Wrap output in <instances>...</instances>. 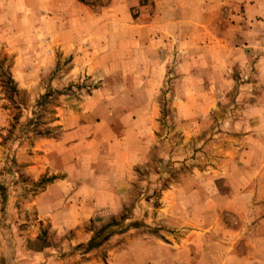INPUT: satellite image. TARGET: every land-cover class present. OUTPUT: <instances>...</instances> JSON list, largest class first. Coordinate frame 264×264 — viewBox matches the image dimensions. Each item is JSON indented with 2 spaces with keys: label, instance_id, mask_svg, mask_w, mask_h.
Wrapping results in <instances>:
<instances>
[{
  "label": "rangeland",
  "instance_id": "obj_1",
  "mask_svg": "<svg viewBox=\"0 0 264 264\" xmlns=\"http://www.w3.org/2000/svg\"><path fill=\"white\" fill-rule=\"evenodd\" d=\"M206 4L0 0V57L20 92L16 111L0 90V264H224L226 250L250 248L264 200L246 192L256 163L244 139L264 138V16L243 19L239 51L211 50L210 63L215 38L192 26ZM215 4L216 25L230 21ZM138 105L134 159L122 180L108 170L114 193L78 191V173L46 196L66 174L30 169L45 140L83 127L92 161H110L128 141L114 109Z\"/></svg>",
  "mask_w": 264,
  "mask_h": 264
},
{
  "label": "crops",
  "instance_id": "obj_2",
  "mask_svg": "<svg viewBox=\"0 0 264 264\" xmlns=\"http://www.w3.org/2000/svg\"><path fill=\"white\" fill-rule=\"evenodd\" d=\"M203 2H207L205 6L209 12L203 15L201 21L194 22L192 26H194L196 30L200 26L205 30L206 34L215 38V42L210 41L203 47V50L207 53V59H209L208 61L210 63L211 61L215 63V59L210 57L211 50L216 51L218 49L221 51L222 48H224L225 50H233L236 52L239 51L241 43H235V41L238 39L237 34L244 32L240 26V23L243 19H246L249 23L252 19L264 16V0H203ZM211 2H218V4L222 2L228 6V8L231 10L229 13V17L231 18L230 21H225V24H222V21L220 20V26H217L215 18L218 16L220 18L221 10H218V12H211V10L215 11L219 7L216 4L215 7H211ZM221 6L222 5H220L219 9ZM225 9L226 8H224V10ZM215 26L218 32L214 31L215 29H213V27L215 28ZM201 32L203 31L201 30ZM215 33L219 34V36H217ZM220 35L222 36L220 37ZM126 62H130L131 64L132 61L131 59H127ZM123 110H125L127 114V127L125 131H123V133H126L128 138V141L126 140L127 145L124 147L122 141L114 143L112 147L113 158L110 161L107 159L104 160V157H102L103 159H98L99 161H92L90 156V142L88 141L87 143H83L80 141V139L84 138L86 134L89 133L88 130L84 131L83 127L74 126L72 129L62 132L59 138L54 141V144L46 140L44 141L42 156L39 159L41 160V164L32 166L30 169L34 168L37 170L40 166L39 171L50 168L55 171H64L66 174V178L61 179L58 182L51 183L46 187V196L47 194L54 191L59 192V189H62L64 186L66 187V189H63L65 192L70 191L71 186L77 184L78 182L76 178L78 173H81V176L85 177L84 179L82 177V181L78 185V191L83 188V190H85L87 193L115 192L114 188L111 190L108 189L109 186L114 184L111 183V180L113 176L115 177L113 172H111L112 176L110 174L108 175V170H114V172L118 174V177L121 178L120 180L123 179V170L128 169L127 167H129L130 162H132L136 154L137 143L139 141L134 142L132 139H137L138 135L141 136V128H143L146 105L116 107L114 109V113L116 116L117 114L120 116V113ZM254 125L255 129L264 128V123L262 124V128L258 127V123H254ZM136 126H138L137 133L135 132ZM121 132L122 131H116L114 136L116 137L120 135L118 138L123 137V134H120ZM245 137L246 138L244 140H248L250 141L251 145H254V147L252 146V148L249 149V152L250 150L253 151L255 147H261L259 152H257L258 154L256 157L253 156V154L246 152V154L253 156H251V160L248 162L256 163L255 170L252 173L253 184L246 192H248L250 195L251 200L255 196L258 201H262L264 200L263 134L259 135L258 131H254L250 136ZM98 146L101 149L105 147L101 140ZM100 171L104 172V174H101ZM98 172L100 177L102 176L101 182H98V180L95 182L93 180V178L98 175ZM110 178L111 180L109 181ZM263 205L264 204H260V207H263ZM255 226H257V230L256 232L254 231V234L250 239V248L246 247V249L241 252L226 250L223 254L222 260L224 264H264V218L257 221Z\"/></svg>",
  "mask_w": 264,
  "mask_h": 264
},
{
  "label": "trees",
  "instance_id": "obj_3",
  "mask_svg": "<svg viewBox=\"0 0 264 264\" xmlns=\"http://www.w3.org/2000/svg\"><path fill=\"white\" fill-rule=\"evenodd\" d=\"M80 2H82V0H80ZM0 90L1 93L5 96V99L9 102V105L12 110L19 111L20 104L17 101V98L20 92L15 80L11 75L10 67L8 66L5 58L3 57H0ZM104 228L105 226L100 228L99 230ZM98 234L99 232L96 233V236L90 240L89 245L97 244L94 242Z\"/></svg>",
  "mask_w": 264,
  "mask_h": 264
}]
</instances>
